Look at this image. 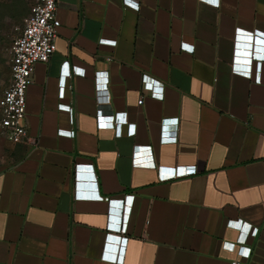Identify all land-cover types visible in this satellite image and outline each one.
I'll return each instance as SVG.
<instances>
[{"label": "crops", "instance_id": "1", "mask_svg": "<svg viewBox=\"0 0 264 264\" xmlns=\"http://www.w3.org/2000/svg\"><path fill=\"white\" fill-rule=\"evenodd\" d=\"M57 14L26 89L32 140L0 156V264H264V0ZM144 75L163 95L138 103Z\"/></svg>", "mask_w": 264, "mask_h": 264}, {"label": "built area", "instance_id": "2", "mask_svg": "<svg viewBox=\"0 0 264 264\" xmlns=\"http://www.w3.org/2000/svg\"><path fill=\"white\" fill-rule=\"evenodd\" d=\"M124 1L127 4V0ZM211 1L215 5L219 4V0ZM58 2L59 0H33L28 13L22 19V24L16 27V33L9 46V81L0 93V133L4 139L13 143L32 140L28 136L26 123V89L33 80L34 64L37 61L48 60L56 49L60 25L57 14ZM134 8H137V4ZM102 40L115 42L113 39ZM255 67L259 71L260 60L255 61ZM64 87L63 81L61 97L64 94ZM154 94L161 97L163 85L160 81L144 75L138 103H142L145 96ZM124 120L123 112L115 113L114 125L118 134L121 133V124ZM165 121L166 119L161 120L160 140L176 141L175 131L167 129ZM171 121L174 122L177 119L172 118ZM128 125L127 132L131 134L135 130V125L134 123ZM59 132L69 136L75 134L72 128H60ZM242 223V220H237L236 225L241 227ZM256 231L257 227H254L253 233Z\"/></svg>", "mask_w": 264, "mask_h": 264}, {"label": "rangeland", "instance_id": "3", "mask_svg": "<svg viewBox=\"0 0 264 264\" xmlns=\"http://www.w3.org/2000/svg\"><path fill=\"white\" fill-rule=\"evenodd\" d=\"M33 0H0V93L9 81V46ZM0 133V156L6 152Z\"/></svg>", "mask_w": 264, "mask_h": 264}]
</instances>
